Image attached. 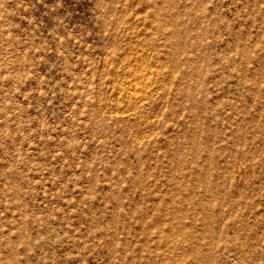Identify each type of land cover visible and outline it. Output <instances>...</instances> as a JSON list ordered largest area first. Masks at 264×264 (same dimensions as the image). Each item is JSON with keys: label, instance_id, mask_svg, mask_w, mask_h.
Masks as SVG:
<instances>
[{"label": "rangeland", "instance_id": "1", "mask_svg": "<svg viewBox=\"0 0 264 264\" xmlns=\"http://www.w3.org/2000/svg\"><path fill=\"white\" fill-rule=\"evenodd\" d=\"M0 264H264V0H0Z\"/></svg>", "mask_w": 264, "mask_h": 264}]
</instances>
